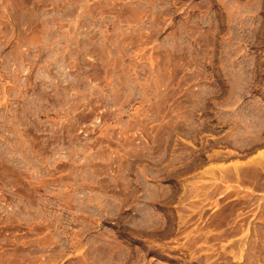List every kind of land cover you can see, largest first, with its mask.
<instances>
[{
  "label": "rangeland",
  "instance_id": "1",
  "mask_svg": "<svg viewBox=\"0 0 264 264\" xmlns=\"http://www.w3.org/2000/svg\"><path fill=\"white\" fill-rule=\"evenodd\" d=\"M0 264H264V0H0Z\"/></svg>",
  "mask_w": 264,
  "mask_h": 264
}]
</instances>
